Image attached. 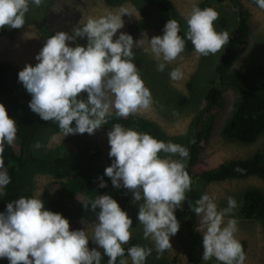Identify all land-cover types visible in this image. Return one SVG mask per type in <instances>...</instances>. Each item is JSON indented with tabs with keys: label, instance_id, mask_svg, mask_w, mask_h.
I'll return each mask as SVG.
<instances>
[{
	"label": "clouds",
	"instance_id": "clouds-1",
	"mask_svg": "<svg viewBox=\"0 0 264 264\" xmlns=\"http://www.w3.org/2000/svg\"><path fill=\"white\" fill-rule=\"evenodd\" d=\"M43 0H0V28H21L29 4L39 7ZM264 10V0H253ZM127 12L88 17L73 28L72 35L59 31L50 35L34 57L37 63L26 64L17 73L30 94L29 109L43 121L57 124L60 134H93L106 123L112 110L118 117H127L147 109L151 95L133 63V47H140L144 38L133 41L130 34L121 32L122 16ZM217 11L201 9L193 4L185 16L187 30L183 38L178 34L175 19L163 26L162 35L147 38L150 51L158 61L157 71L165 63L178 57L188 40L198 55L215 54L229 41L227 32H217L213 22ZM86 38V46L72 47L69 41ZM147 37V36H146ZM147 51V49H146ZM181 76L179 69L169 72L172 80ZM82 93L86 94L81 96ZM74 122V126H73ZM17 125L3 104H0V151L11 146ZM110 166L104 169L114 188L123 187L132 193L138 205L137 220L143 226V237L151 239L157 252L170 246V236L179 230L175 210L190 190V176L185 170L189 156L186 147L165 143L148 133L126 129L119 123L107 132ZM169 154L161 157L159 153ZM178 156L180 159H172ZM183 161V162H182ZM10 183L8 173L0 162V196ZM101 180L99 187H106ZM96 223L87 235L84 229L70 230L69 221L62 214L45 208L37 196L23 197L6 204L0 211V258L8 264H100L101 252L89 249L92 241L103 249L108 264H127L122 258V245L130 239L132 219L111 195H98L91 202ZM199 217L197 231L202 234L201 260L215 258L221 264H244L246 255L235 238L236 221L230 217L236 201L226 198V207L217 208L214 198L201 194L191 205ZM225 217H229L225 221ZM202 229V231H201ZM151 249L132 246L127 249L131 264H144Z\"/></svg>",
	"mask_w": 264,
	"mask_h": 264
},
{
	"label": "trees",
	"instance_id": "trees-1",
	"mask_svg": "<svg viewBox=\"0 0 264 264\" xmlns=\"http://www.w3.org/2000/svg\"><path fill=\"white\" fill-rule=\"evenodd\" d=\"M107 4L117 5L125 0H105ZM135 2L136 0H130ZM146 5L149 10L159 12L158 19L150 20L147 13L129 26L132 37L140 31L153 26L162 32L164 24L169 19H176L177 13L174 6L168 0H137ZM237 2L238 0H228ZM252 3L253 0H248ZM198 7L201 9L212 7L211 0H202ZM225 25V22H222ZM26 25V24H25ZM16 30L5 31L13 36ZM40 31L46 40L54 35L45 26H40ZM250 33L249 14L246 11H238L235 26L229 34L228 43L214 54L212 62L203 61L200 65V75L212 67V77L208 79L204 89L203 98L205 107L193 117L189 132L186 136H171L158 124L137 114L127 117H118L115 111L106 116L104 126L111 130L113 124L119 123L122 127L133 129L137 132L148 133L152 137L165 143L171 142L184 146L189 151L185 162V170L190 176V190L186 192V199L182 202V208L175 216L180 225L185 226V233L196 248L199 242L194 232V220L191 205L194 198L192 190L198 183L219 182L232 178H245L251 175L259 176L264 180V146L258 148L251 156L243 159H230L209 168L198 165L200 153L208 141L214 126L216 112L224 104V90L234 89L240 95L234 112L223 126V135L243 144L255 142L264 134V63H256L247 68L231 70V64L238 57ZM183 38L184 31L179 28L178 33ZM184 49L191 50L190 41L185 40ZM142 62V61H141ZM37 61L30 65H35ZM20 69L8 61H0V104H3L8 115L15 120L17 125L16 137L11 146L3 145L0 151V162L3 169L10 177V183L5 187L4 194L0 196V211H4L6 204L16 199L33 196L34 178L40 174L50 175L56 178L55 190L44 189L41 200L46 209L60 213L67 218L71 226H84L96 221V213L91 210V202L101 191L96 179L106 180L104 169L97 163L101 151L91 147L79 136L66 138L56 147H48L49 139L60 133L55 122L43 121L33 113L28 102L31 97L18 82L17 73ZM192 75L188 83L194 87ZM81 96H85L82 93ZM177 96V95H176ZM179 103L187 102L186 98L178 96ZM74 126V122H73ZM163 152L159 153L161 156ZM178 157V156H177ZM111 164L112 159L106 155ZM178 159H180L178 157ZM183 162V161H182ZM106 194L115 199L122 210L126 211L131 200V191L120 187L114 188L111 183L106 186ZM240 215L248 220H256L262 223L264 228V192L256 187L248 188L241 194L239 206ZM243 251L246 243L241 241ZM137 246L135 240H129L122 245L125 249ZM200 246V245H199ZM202 248V245H201ZM121 257L117 258L119 264ZM100 264H108V257L101 252ZM218 264H221L219 262Z\"/></svg>",
	"mask_w": 264,
	"mask_h": 264
},
{
	"label": "rangeland",
	"instance_id": "rangeland-1",
	"mask_svg": "<svg viewBox=\"0 0 264 264\" xmlns=\"http://www.w3.org/2000/svg\"><path fill=\"white\" fill-rule=\"evenodd\" d=\"M172 3L177 13L176 21L181 30L186 32L187 25L185 16L190 12L193 4L198 6L202 0H168ZM212 7L217 11V18L213 26L217 32L231 33L235 26L238 11L243 10L249 14L250 33L242 46L238 57L231 64V70L250 67L256 63H264V10L259 9L254 3L248 0H238L230 2L228 0H211ZM127 12L122 16L123 27L117 31L113 39L121 32L128 34L129 26L143 17L144 13L150 14L149 18L158 19L159 12L149 10L141 1L125 0L117 5L107 4L105 0H43L39 7L29 4V11L24 17V26L10 30H16L13 36L5 31L9 28H0V61H8L15 64L20 70L26 64L36 61L35 56L42 48L45 39L40 31V26H45L52 33L59 31L72 35L73 28L79 23L82 25L88 17H99L109 13ZM225 22V25H222ZM26 24V25H25ZM163 33L153 26H150L133 37V41L144 38L140 47H133V63L137 67L140 78L144 86L149 90L151 95V104L147 109L138 111L137 115L147 118L158 124L167 134L171 136H186L189 132V126L193 117L199 110L205 107L203 98V89L209 78L212 77V67L207 72L200 75V65L203 61L212 62L214 54L207 56L198 55L193 49L183 51L178 57L170 62L165 63L163 71H157L158 61L150 51L147 38L159 36ZM147 36V37H146ZM70 46H86V38H75L74 41L68 42ZM147 49V51H146ZM220 51V50H219ZM218 54V52H216ZM142 61V62H141ZM213 64V62H212ZM173 69H179L181 76L177 80L169 77V72ZM192 75L196 76L194 87H189L188 83ZM177 95V96H176ZM184 96L186 103L180 104L178 96ZM239 93L234 89L227 88L224 90V104L216 112L214 126L210 137L198 160V165L202 168H209L221 162L230 159H243L251 156L258 148L264 146V134L255 142L243 144L236 140H230L223 135V126L232 116L236 103L239 100ZM114 112V110H112ZM110 131L104 125L96 129L93 134H69L63 137L60 133L53 135L48 143V147H56L66 138L79 136L86 141L91 147L101 151L97 163L105 169L110 166L106 159L109 152L107 132ZM169 154H162L166 157ZM172 159H178L177 156H171ZM99 185L101 179H96ZM106 185L111 183L109 177L103 180ZM56 178L40 174L34 178L33 195L41 199L44 189L55 190ZM256 187L264 192V180L255 175L245 178H232L219 182L198 183L192 190L193 204L198 200L201 194H208L214 198L218 209L226 207V198L231 196L236 201V208L230 214L231 218L236 221L235 238L246 243L244 253L246 260L244 264H264V228L261 222L243 218L239 213L241 204V194L248 188ZM98 195L106 194V187H99ZM97 195V196H98ZM96 196V197H97ZM95 197V198H96ZM142 203L131 200L127 205L126 213L132 219L131 233L129 240H135L137 246L151 249L150 254L146 256L144 264H218L215 258L202 262L203 253L202 234L197 231L199 217L193 214L194 232L199 245L194 248L189 237L185 233V226L180 225L179 230L173 236H170V246L160 252L155 250L151 239L143 237V226L138 223L137 212L138 205ZM182 204L175 210L178 213ZM174 213V214H175ZM229 217H225V221ZM96 221L84 226H71L70 230L84 229L87 235H91V229ZM202 231V229H201ZM89 249L96 248L102 252L92 241L88 243ZM127 264H131L130 258L124 259ZM0 264H8L7 258H0Z\"/></svg>",
	"mask_w": 264,
	"mask_h": 264
}]
</instances>
